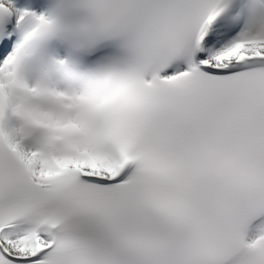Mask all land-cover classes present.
I'll return each mask as SVG.
<instances>
[{
    "label": "snow or ice",
    "instance_id": "obj_1",
    "mask_svg": "<svg viewBox=\"0 0 264 264\" xmlns=\"http://www.w3.org/2000/svg\"><path fill=\"white\" fill-rule=\"evenodd\" d=\"M0 264H264V0H0Z\"/></svg>",
    "mask_w": 264,
    "mask_h": 264
}]
</instances>
